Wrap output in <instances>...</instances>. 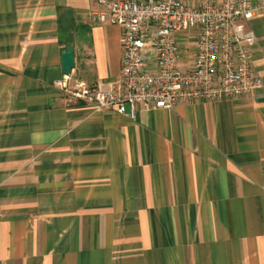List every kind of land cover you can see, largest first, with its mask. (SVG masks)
<instances>
[{"label":"crops","instance_id":"crops-1","mask_svg":"<svg viewBox=\"0 0 264 264\" xmlns=\"http://www.w3.org/2000/svg\"><path fill=\"white\" fill-rule=\"evenodd\" d=\"M97 0H0V264H264V87L136 117L77 102L111 86L121 28ZM254 67L264 76V15Z\"/></svg>","mask_w":264,"mask_h":264},{"label":"built area","instance_id":"built-area-1","mask_svg":"<svg viewBox=\"0 0 264 264\" xmlns=\"http://www.w3.org/2000/svg\"><path fill=\"white\" fill-rule=\"evenodd\" d=\"M95 18L121 28V74L111 86L64 74L54 85L83 102L136 117L139 106L224 101L264 87L254 67L264 0H97Z\"/></svg>","mask_w":264,"mask_h":264},{"label":"water","instance_id":"water-1","mask_svg":"<svg viewBox=\"0 0 264 264\" xmlns=\"http://www.w3.org/2000/svg\"><path fill=\"white\" fill-rule=\"evenodd\" d=\"M76 65L75 51L72 46H68L62 52V69L65 74H71Z\"/></svg>","mask_w":264,"mask_h":264}]
</instances>
